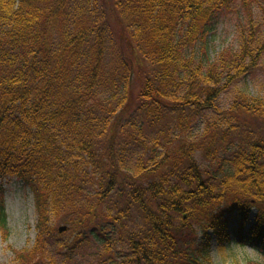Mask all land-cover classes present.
I'll return each mask as SVG.
<instances>
[{"label":"trees","instance_id":"trees-1","mask_svg":"<svg viewBox=\"0 0 264 264\" xmlns=\"http://www.w3.org/2000/svg\"><path fill=\"white\" fill-rule=\"evenodd\" d=\"M238 5V47L197 50ZM259 71L264 0H0V180L29 186L44 234L65 217L67 254L92 239L102 264H215L208 230L230 241L234 193L242 219L260 212L239 239L264 252Z\"/></svg>","mask_w":264,"mask_h":264},{"label":"rangeland","instance_id":"rangeland-1","mask_svg":"<svg viewBox=\"0 0 264 264\" xmlns=\"http://www.w3.org/2000/svg\"><path fill=\"white\" fill-rule=\"evenodd\" d=\"M245 18L247 19L244 7L242 5L236 6L232 12L223 16L220 23L201 40L197 50L202 49V44V47L205 46L207 53L212 58L217 56V53L224 48L236 49L239 44L238 25L244 21L243 27L245 25L249 26V22ZM249 81H251L250 90L255 96L264 95V72L259 71L256 75L251 76ZM235 91V89H232L220 98L223 107H228L231 104ZM1 185L4 191L3 197L8 229L5 231L0 227V264H102L95 257L96 246L92 239H87L83 245L80 244L75 253H69L71 255L64 251L65 243L74 244V239L78 233L73 230L71 225L69 226L66 223L65 217H60L55 223L53 222L55 224L54 235L44 234L39 230V216L34 194L23 181L16 176L6 177L0 180ZM238 196H240L238 193L230 194L226 203L228 207L223 210V206L220 209L224 214V222L229 225L227 233H230L231 239L221 246L218 243L219 238L211 234L209 244L211 245L212 259L215 264H264V253L251 245L244 244L243 239L238 237V231H241V229L243 230L241 237L248 233L251 227L250 224L256 221L254 219L258 217L260 212L252 207L249 210L247 209L249 215L247 220L242 219L243 216L237 210V206L246 207L249 206L250 202L242 200ZM231 212L233 213L230 214ZM242 220L244 221L243 224L241 223ZM242 225L243 227H241ZM60 227H66V229L61 231ZM209 231L211 232L212 229H209ZM45 238L49 241L53 239L59 243L60 251H57V255H54L52 263L44 259L43 253H47L45 246H43ZM37 255L40 257L36 258Z\"/></svg>","mask_w":264,"mask_h":264},{"label":"water","instance_id":"water-1","mask_svg":"<svg viewBox=\"0 0 264 264\" xmlns=\"http://www.w3.org/2000/svg\"><path fill=\"white\" fill-rule=\"evenodd\" d=\"M66 229V227H61L60 230L61 231H64Z\"/></svg>","mask_w":264,"mask_h":264}]
</instances>
